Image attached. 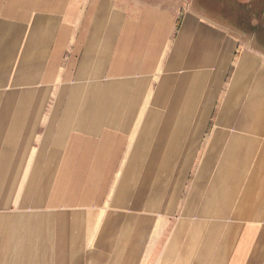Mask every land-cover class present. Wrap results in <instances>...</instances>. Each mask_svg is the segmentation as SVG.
<instances>
[{
    "label": "crops",
    "instance_id": "0c3cea01",
    "mask_svg": "<svg viewBox=\"0 0 264 264\" xmlns=\"http://www.w3.org/2000/svg\"><path fill=\"white\" fill-rule=\"evenodd\" d=\"M178 2L0 0V264H264V49Z\"/></svg>",
    "mask_w": 264,
    "mask_h": 264
},
{
    "label": "rangeland",
    "instance_id": "374dc122",
    "mask_svg": "<svg viewBox=\"0 0 264 264\" xmlns=\"http://www.w3.org/2000/svg\"><path fill=\"white\" fill-rule=\"evenodd\" d=\"M179 1L177 5L170 4L172 9L180 7L183 11L200 12L220 26H229L228 29L239 33L242 39H252L254 47L264 49V0Z\"/></svg>",
    "mask_w": 264,
    "mask_h": 264
}]
</instances>
